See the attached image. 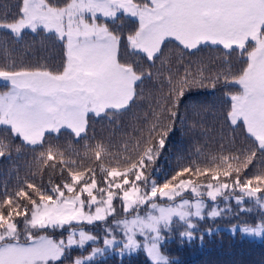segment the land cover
I'll return each mask as SVG.
<instances>
[{"label":"snow or ice","instance_id":"6c2138e0","mask_svg":"<svg viewBox=\"0 0 264 264\" xmlns=\"http://www.w3.org/2000/svg\"><path fill=\"white\" fill-rule=\"evenodd\" d=\"M129 18L132 27L126 26ZM0 29L17 38L25 29L43 31L64 42L58 70L0 65V79L8 83L7 91L0 92V129L24 147L43 149L36 157L44 166L41 172L52 170L47 183L24 180L15 190H0V264H64L70 250L101 239L102 247L71 264H87L116 246L121 256L143 249L151 264H172L162 251L165 233L182 228L181 240H193L198 228L194 219H215L225 211L216 205L218 198L238 205L248 199L264 209V168L250 178L245 172L256 160L264 165V0H19L17 15L0 22ZM172 41L183 49L222 46L224 65L238 53V72L221 67L211 77L213 88L221 84L227 89L225 120L249 141L237 155L213 156V167L195 160L178 165L159 183L148 169L164 149L170 127L153 143L158 127L153 125L148 146L136 158L113 155L97 143L95 164L87 166L54 150L48 136L62 129L77 138L87 136L90 114L111 118L127 111L139 98L138 87L153 76L145 65L166 63L164 47ZM188 75L170 93L183 96ZM11 147L0 139V157ZM57 170L58 183L52 179ZM97 223L104 225L102 237L86 230ZM57 230L58 239L48 234ZM239 230L262 235L264 219Z\"/></svg>","mask_w":264,"mask_h":264},{"label":"trees","instance_id":"16d2710c","mask_svg":"<svg viewBox=\"0 0 264 264\" xmlns=\"http://www.w3.org/2000/svg\"><path fill=\"white\" fill-rule=\"evenodd\" d=\"M59 2L63 4L65 0ZM18 5L19 0H0V22H11L18 13ZM125 23L127 27L133 26L131 18ZM3 46L7 48L6 53ZM225 55L222 46L202 45L196 50L183 49L175 41L169 42L164 47L163 58H166V63L157 60L154 67L145 65L150 68L153 76L150 80L145 79L138 87L139 98L127 111L114 114L111 118H97L90 114L87 136L77 138L70 130L62 129L59 134L48 136V141L54 150L64 151L66 158L94 166L93 152L97 143H103L113 155L136 158L148 146L149 129L158 125L153 133L156 137L153 143L157 142L160 132L171 128L165 138L164 149L155 164L148 169L159 183H163L166 176L170 178L178 165L184 166L193 160L201 167H213L211 157L237 155V150L249 143L240 128L234 130V126L225 120L228 104L224 92L227 89L221 84L212 87L211 77L221 67L230 66L233 72H238L242 66L238 53L227 57L230 65H224ZM63 57L64 42L59 41L54 34L43 31L33 33L25 29L22 36L17 38L8 30L0 29V65H11L14 62L18 67L46 66L50 70H58ZM186 72L189 75L184 95L170 93V89L175 87ZM169 77L172 79L171 84L168 83ZM7 88L8 83L0 81V92L7 91ZM169 95L171 100L167 99ZM171 112H175L176 116L172 117ZM0 139L12 145L11 149L6 150V155L0 157V190L5 186L9 191L15 190L18 182L24 180L39 183L43 179L47 183L52 170L44 169L41 172L44 166L36 160L43 149L37 148L34 151L31 147H24L19 138L9 140L2 129ZM17 146H20L19 152L16 151ZM47 146L45 144V148ZM109 158L105 157V163ZM232 163L235 165L237 162ZM261 168L264 165L256 160L245 170L246 176L252 177ZM33 173L36 174L34 178ZM52 179L57 183L60 181L58 170ZM116 206L115 218L119 219L122 213L118 201ZM112 219L109 218V224ZM261 219H264V211L256 208L254 211H240L234 220L254 224ZM85 227L94 235H104V225L101 223ZM181 230L174 227L170 235L165 233L168 238L162 243V251L169 256L172 264H264V234L256 239L239 232L232 234L226 230H217L210 234L204 233L203 239L195 235L196 238L188 241L181 240ZM48 234L58 239L61 232L49 231ZM102 242V239L88 242L84 249L73 248L67 253L64 264H71L76 257L86 256L93 245ZM87 264H151V260L143 249L123 256L105 251L103 256Z\"/></svg>","mask_w":264,"mask_h":264},{"label":"rangeland","instance_id":"374dc122","mask_svg":"<svg viewBox=\"0 0 264 264\" xmlns=\"http://www.w3.org/2000/svg\"><path fill=\"white\" fill-rule=\"evenodd\" d=\"M137 2H139V0H137ZM0 81L6 82V81H3L2 79H0ZM207 203L209 204V206H211L213 202L207 201ZM216 205L221 209H225L222 216L217 217L215 219H210V218L205 217V219L202 221H200L198 219H194V222L197 223V225H198V228L195 232V235H201V233H207L205 230L211 229V233H213L217 230H226L232 234L239 232L241 235L247 236L250 238L259 239L262 236V235L256 236V235L243 233L239 230L240 227L244 226L245 224L255 225L256 223H254V224L240 223L239 221L234 220L236 218V216L239 215L240 211H247L246 209H250V211H254V209H256V208L260 209L258 206H256L254 204L253 201L245 199L243 204L238 205L234 199H229V201L226 202L223 200V198H218ZM260 210L264 211V209H260ZM232 220H234V221H232ZM201 222H203V223H201ZM257 223H259V222H257ZM233 225L237 226V229L235 232H233V230H232ZM117 236L119 238V235H117ZM102 246H103V242L101 244H98V245H93V247H102ZM92 248H91V250H92ZM118 249H119V246H116L115 250L114 249H106V251H107V253H116V254L120 255ZM91 250H90V252H91ZM89 253L87 255H89ZM125 254H128V253H125Z\"/></svg>","mask_w":264,"mask_h":264}]
</instances>
